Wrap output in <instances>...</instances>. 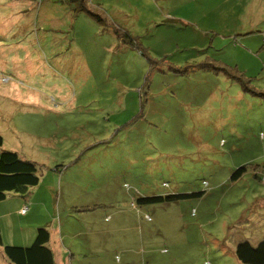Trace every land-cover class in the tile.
<instances>
[{
  "label": "rangeland",
  "instance_id": "obj_1",
  "mask_svg": "<svg viewBox=\"0 0 264 264\" xmlns=\"http://www.w3.org/2000/svg\"><path fill=\"white\" fill-rule=\"evenodd\" d=\"M263 30L264 0H0L2 148L39 177L28 216L0 201V264L40 226L54 264H241L264 239Z\"/></svg>",
  "mask_w": 264,
  "mask_h": 264
},
{
  "label": "trees",
  "instance_id": "obj_2",
  "mask_svg": "<svg viewBox=\"0 0 264 264\" xmlns=\"http://www.w3.org/2000/svg\"><path fill=\"white\" fill-rule=\"evenodd\" d=\"M80 1L83 2V0ZM263 33L264 30L261 32V35ZM262 47H264L263 40ZM207 65L211 67L212 70L221 72L232 80L246 83L243 71L239 70L236 66L219 64L214 61L208 62ZM2 144L3 137L0 134V201L4 200L8 193H14L17 196L25 198L31 189L39 183L37 164L30 160L22 159L14 151L3 149ZM248 167L249 165H240L236 167L231 172L230 178L233 181L237 180L247 171ZM254 177L264 182V174L258 176L256 172L254 173ZM201 193L202 192L168 193L164 195L140 196L136 198V201L140 204L156 203L199 196ZM27 211L28 207L22 215L25 216L28 213ZM28 215L29 214L26 216ZM49 237V231L46 227H37L35 238L30 245L20 246L5 244L2 247L3 253L10 264H54V254L48 245ZM0 245H2L1 229ZM234 255L241 264H264V239L259 241L256 245H252L247 240L238 243L235 246Z\"/></svg>",
  "mask_w": 264,
  "mask_h": 264
},
{
  "label": "crops",
  "instance_id": "obj_3",
  "mask_svg": "<svg viewBox=\"0 0 264 264\" xmlns=\"http://www.w3.org/2000/svg\"><path fill=\"white\" fill-rule=\"evenodd\" d=\"M18 197H19V196H18ZM21 204L23 205L24 203H23V201H22V200L20 199V197H19V200H18V208H17V210H19V209L21 208V206H22ZM19 206H20V207H19ZM17 213H18V211H17ZM26 215H27V214H26ZM26 215H25V216H26ZM32 236H33V234L30 236V238H31ZM52 251H53V250H52Z\"/></svg>",
  "mask_w": 264,
  "mask_h": 264
},
{
  "label": "built area",
  "instance_id": "obj_4",
  "mask_svg": "<svg viewBox=\"0 0 264 264\" xmlns=\"http://www.w3.org/2000/svg\"><path fill=\"white\" fill-rule=\"evenodd\" d=\"M262 40H263V43H264V33L262 34ZM26 207H23L22 209H21V213H24L25 211H26Z\"/></svg>",
  "mask_w": 264,
  "mask_h": 264
},
{
  "label": "clouds",
  "instance_id": "obj_5",
  "mask_svg": "<svg viewBox=\"0 0 264 264\" xmlns=\"http://www.w3.org/2000/svg\"><path fill=\"white\" fill-rule=\"evenodd\" d=\"M23 207H26V208H27V206H25V205H23ZM23 207H22V208H23ZM22 208H21V209H22ZM21 209L19 210L20 213H21ZM26 210H27V209H26ZM21 214H22V213H21Z\"/></svg>",
  "mask_w": 264,
  "mask_h": 264
}]
</instances>
